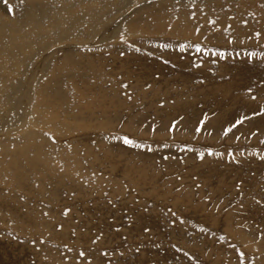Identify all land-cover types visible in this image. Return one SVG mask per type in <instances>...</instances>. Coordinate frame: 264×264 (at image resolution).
<instances>
[{
    "label": "bare ground",
    "instance_id": "1",
    "mask_svg": "<svg viewBox=\"0 0 264 264\" xmlns=\"http://www.w3.org/2000/svg\"><path fill=\"white\" fill-rule=\"evenodd\" d=\"M63 1L32 3L17 27L28 24L38 39L47 25L45 35L58 42L63 41L56 40V32L64 18L86 19L84 41L76 42L71 33L74 38L61 46L60 58L64 66L82 62L97 72L71 73L78 94L73 99L54 77L40 87L37 107L49 111L57 105L71 117V123L58 122L57 114L44 119L55 139L69 135L67 146L32 128L21 139L0 141V264L63 263L51 251L50 241L58 237L69 249L82 247L93 264H102L93 255L98 248L91 247L95 234L102 235L101 248L114 255L139 249L138 256L133 251L123 261L129 264H168L149 253L164 249L153 242L156 238L172 242L175 264H264V0ZM123 24L129 39L120 42L116 34ZM107 30H112L110 38L104 37ZM18 86L10 88V96ZM184 116L191 118L189 126L183 118L174 144H168L169 122ZM195 133L196 141L187 138ZM33 140L37 147L29 143ZM9 142L16 144L12 150ZM43 147L58 149L62 169L45 157ZM160 152L169 159L164 170L157 163ZM88 157L93 161L85 164ZM92 172L108 174L110 196L121 198L120 206L134 218L133 227L125 226L123 212L110 209L106 215H114V224L98 223L97 213L109 202L97 190L100 177L94 185L83 183ZM173 174L180 181L169 177ZM20 192L28 198L23 200ZM34 196L47 201L49 218L59 219V213L69 210L60 221L61 232L35 209ZM10 223L12 232L5 227ZM145 225L147 235L141 232ZM73 227L75 235L70 236ZM43 231H52L49 242L40 239ZM119 235L128 241L120 242ZM131 235L136 242H130Z\"/></svg>",
    "mask_w": 264,
    "mask_h": 264
},
{
    "label": "rangeland",
    "instance_id": "2",
    "mask_svg": "<svg viewBox=\"0 0 264 264\" xmlns=\"http://www.w3.org/2000/svg\"><path fill=\"white\" fill-rule=\"evenodd\" d=\"M62 1L63 0H0V141L1 140H16V139H18L17 137L20 138V137H22V135L24 136L32 128L31 130L34 129L35 131L46 132V134L49 135L50 140H52L51 142L64 143V144H66V146L68 144L69 135L66 134L64 137L55 139L53 137L54 133H53L52 127H51L52 125H50L49 123H46L45 121L49 120L53 116V114L54 115L57 114L56 116H58L59 119L61 118L60 121H58V122H63L64 120H66L67 122L69 121L71 123L72 122V120H70L71 117L69 119V116H66V111L65 112L60 111V109L57 105H54L55 106L54 110L51 109L49 111H46L44 107H41V106L37 107L36 105H37V101L40 100V97H38L40 95L39 94L40 87L42 85L48 83V81H50V79L52 77L56 78V82L59 83V86L61 87V89L63 88L62 89V90H64V91H62L63 94H65L68 97L70 96L69 98L73 99V97L76 98L78 96V94L74 91L73 87L71 86L70 77H69L71 75V73L76 72V73L86 75V74H93V73L97 72V71H95V68L93 66H92L93 68H91V69H93L92 70L93 72L90 71L89 70L90 66H86V64L84 65V63H82V62H78L77 64L75 63V65L74 64H72V65L67 64L64 66V64L61 62V58H60L62 55V51L60 49L61 46L62 45L65 46L66 44H69L70 43L69 41L74 38V35H75V39L77 40L76 42L81 41L80 43H82L84 41L82 33H83V30H85V28L87 26V23L85 22L86 19L84 21L83 20L84 18H82V20H81V19L76 18L77 16H72V17L68 16L67 18H64L65 23L63 25H61V27H59V29L56 32L57 33L56 34L57 35L56 40L62 38L60 40H63V41H58V42L53 41L54 36L45 35L46 33H49V32H46L48 29L47 28L48 26L46 24H48V23L50 24V22L46 19L44 20V23L47 27L43 26L45 33L42 34V36L39 37L38 39H34L31 36L30 32L32 29L28 24L25 25V27L19 28V27H17V23H16L17 20L19 21V18L21 20V17H22L21 15H23V17H24V15L28 14L29 6L32 3H39V4H42V6H45L46 4H48L50 2H53V4H56V3L60 4ZM64 1L65 2L66 1L71 2L72 0H64ZM99 4H100V2H99ZM101 6H103V5H101ZM51 16H52V14H51ZM72 18H75V20ZM73 21H75V22H73ZM69 22L72 24H70ZM79 23H80V25H79ZM78 25H79V27H78ZM115 27H114V29L117 31V28H115ZM125 29L126 28L123 24L120 28V30H121L120 33L116 34L117 38H118L117 40L120 42H125L126 39H129L128 38L129 36L127 34H125V31H124ZM71 33L74 35H72ZM111 33H112V30H111V32L107 30L103 34H104L105 38H108V36L110 38ZM97 41H98L97 39H94V42H97ZM46 42H47V44H46ZM54 42H55V45H54ZM108 42L112 43L113 41L111 40V42L110 41H108ZM38 44H40V45H38ZM58 49H59V52H58ZM53 50H55V51H53ZM56 52H58V53L56 54ZM54 55H55V57H54ZM58 57H59L60 61H59ZM52 60H55L57 63L55 61H52ZM53 64H55V65H53ZM57 64L61 65V66L57 67L56 66ZM81 64H83V66H81ZM94 64L95 63H93V65ZM197 65L198 64H195V67H197ZM46 66H48L49 68L48 67L45 68ZM59 67L61 68V69H59L60 71L58 70ZM84 68H87L88 70L84 69ZM106 69H107V71H109L108 67H105V70ZM79 70H81V71H79ZM82 71H84V72L82 73ZM67 73H69V74L67 75ZM56 74H57V76H56ZM61 75H63V76H61ZM64 75H65V77H64ZM61 77H63V78H61ZM116 80H120V76H118L116 78ZM200 82L202 83L203 81H200ZM15 86H18L17 87L18 90H17L16 94L13 95V97H12V96H10V93L13 91ZM123 87L126 88V85H123ZM10 88L12 91L10 90ZM26 92L28 93V95ZM23 93L25 94V96L22 95ZM26 97H29V99H30L29 102L24 100ZM129 97H130V95H129ZM20 99L24 100V102L20 101ZM51 101H52V99H51ZM21 103H23V104H21ZM68 111H70V108L68 109ZM183 118L188 120V126H189V124H190L189 120H191V118L188 116L178 117L177 119H175V120L173 119L169 122L170 123L169 124V130L171 132V136H169L165 140V142H167L168 144H171V143L174 144L173 136H174L177 124H179ZM44 119H46V120H44ZM66 121L64 123H66ZM144 127H146V126H144ZM154 130H155V128L153 127V130L150 133L153 134ZM140 132H141V130L138 133H140ZM183 133H185V132H183ZM76 135H81V134L79 133ZM183 135L185 136L186 133ZM192 135H190L188 137L186 136V137L191 141H196L197 140V133L192 134ZM20 139H19V141H21ZM142 142H143V144H146V143L150 144L151 143L150 141L146 142L145 140H143ZM29 143L33 144L32 146H34V147H37L39 145V143L36 140L30 141ZM9 144H10V142H9ZM13 144L14 143H11L10 144L11 146L9 145L10 150L13 149L12 147L16 146V144H14L15 146ZM40 147H41V144H40ZM93 147L94 148L96 147L95 149L98 150L97 146L94 145ZM43 149H44V152L47 151L46 153L48 154L47 155L46 153H44L46 155L45 157L50 158L54 165H57V167L62 169L63 168L62 162H58V160H57L59 157L58 156V149H55V152L50 151V149L48 147H46V148L43 147ZM48 151H50V152H48ZM160 153H159V157L157 158L158 159L157 163H160L161 164V166L159 165L160 168L164 170L165 169V162L168 161L169 159L165 155H163L162 153L160 154ZM177 153L178 154L182 153V149L180 147L178 148ZM30 154H32V153H30ZM80 155L82 156L83 154H80ZM177 157H179V156H177ZM177 157H174V159L176 160ZM198 158L200 159V157H198ZM1 159H3V157H2V151L0 148V160ZM174 159H172V160H174ZM85 160H87V163H91L93 161L91 157H88L87 159L85 158L84 162H85ZM85 164H86V162H85ZM1 169H2V166L0 165V170ZM99 177L102 179V182H101L102 186H99L101 189L98 187L99 189L97 188V190L102 192V196H103L102 199L109 202V205H108V207H105V208H107L106 210H100L102 212L99 211L97 213L96 217H97L98 223L108 222V224H110V225L114 224V222H115L114 215H110L109 217H108V215H106L110 209L114 213L123 212L124 213L123 219L125 221V223H124L125 226L133 227L134 225L132 223L134 222V218H133L132 214L128 213L127 207H121L120 206L119 201L121 200V198L118 196L117 197L116 196H114V197L110 196L111 186L105 182L108 179V174L102 175L101 172H96V173L92 172L89 174L88 178L85 177L86 179L83 180V183L85 184V186H90L91 184L94 185V184H96L97 180L100 179ZM169 177L172 179L173 178L176 179L177 180L176 183L178 181H180V177L178 175L173 174V175H170ZM169 177H166V179L168 180ZM193 180H195V179L193 178ZM0 186H1V184H0ZM196 186L198 187L199 185L197 184ZM166 187H169V185H166ZM176 188H179L178 184L173 189H176ZM32 189L35 191L34 192L35 194H38L36 187L33 186ZM131 193L135 195V191L131 190ZM9 194L11 197H14V195H15V193L13 191H10ZM73 194L74 193H70L69 198L70 197L72 198V196H74ZM19 196L25 197L26 194H24V192H20ZM24 197H23V200L24 199L26 200L28 198V196H27V198L26 197L24 198ZM29 199H31L30 201H32V202L35 201L37 206H38V207L36 206L35 209L39 210L40 212H42L46 216V214H47L46 208L48 207L47 201H45V202L41 201V199L36 198V197L33 199L34 201L32 200V198H29ZM42 206H44L45 209H43ZM30 208L31 207L28 206V208H26V209H30ZM66 210L67 209H65V212L63 210L61 212V214L59 213V216L62 215V216H60L59 219H55V218L53 219V217H55V216H53V217L50 216V218L46 216L48 218V221H51L52 223L56 224V228L58 227V229H56L57 232H61L63 229L62 222H60V221H62V219H66V217L68 216L69 210H67V211ZM145 210L147 211L146 208H145ZM166 212L171 214L172 216H175V212L172 209H167ZM56 222L57 223L59 222V224H57ZM75 223H77V220H75ZM174 225H175L174 222L170 223L171 227H174ZM5 227H6V229H8V231L12 232L11 231V229L13 228L12 223L8 224V226L6 225ZM113 228L116 232H118L120 230V226H118V225H114ZM74 230H75V227H73L70 230V234H71L70 236L75 235ZM51 232L52 231H49V232L43 231L42 235H40V237H41L40 239L45 238V240L48 241V239H49L48 237H51ZM141 232L144 235H147L149 233V225L143 226ZM92 234H95L94 231L92 232ZM95 235H93L94 238H92V240H90V241H92L91 247H92V249L98 248L99 251H95L93 253V255L98 257L102 261V264H129V263H125L123 261L126 260L128 256L132 255L133 251L135 254L137 253V256L139 255V249H137V248L131 249V251H129V252L117 250V254L114 255L111 252L112 250H108L107 248H103V249L101 248V241H102L101 237H102V235L101 234H95ZM119 239H120V242H122V243H126L128 241V239L125 235H119ZM131 239L132 240H130V242H132V243L136 242L135 236L131 235ZM158 240L159 239L156 238V240L155 241L153 240V242L154 243L155 242L160 243L164 249H162L160 252L155 251V250L154 251L151 250V251H149V253L152 255H159V256L163 257L164 260H167L166 262L168 264H175V263H173V261H174L173 258H174L176 253L171 248L172 242L169 243L168 240H167L168 242H165V240H162V239L159 241ZM50 244H51V246L53 245L51 248L52 253L56 254L57 256L62 258L63 263H60V264H69V262L71 260L69 255H68V252H67L69 250L71 252L73 251L74 258L72 257L73 260H71L73 264H93V257H91V258L87 257L84 254V250L82 247H73V249H69L70 247L66 243L62 244L61 237L53 239L52 242L50 241ZM55 246H58V247L60 246V250L53 248ZM37 250H39V248H37ZM70 251H69V253H71ZM47 257L48 256H46V255L43 256L44 260L48 262L49 257L48 258ZM169 261H171V262H169ZM29 264H32V263H29ZM48 264H58V263L52 262V263H48ZM148 264H154V263L152 261H150V262H148Z\"/></svg>",
    "mask_w": 264,
    "mask_h": 264
},
{
    "label": "snow or ice",
    "instance_id": "3",
    "mask_svg": "<svg viewBox=\"0 0 264 264\" xmlns=\"http://www.w3.org/2000/svg\"><path fill=\"white\" fill-rule=\"evenodd\" d=\"M125 143H130V141H128L127 139L125 140Z\"/></svg>",
    "mask_w": 264,
    "mask_h": 264
}]
</instances>
